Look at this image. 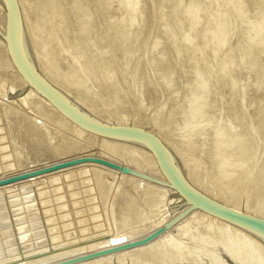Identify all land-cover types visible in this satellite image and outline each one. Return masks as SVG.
I'll use <instances>...</instances> for the list:
<instances>
[{"label": "rangeland", "instance_id": "obj_1", "mask_svg": "<svg viewBox=\"0 0 264 264\" xmlns=\"http://www.w3.org/2000/svg\"><path fill=\"white\" fill-rule=\"evenodd\" d=\"M20 3L47 80L96 117L134 124L168 141L187 163L191 182L210 196L264 215V0ZM4 49L0 44V179L79 157L161 174L147 150L100 139L69 122L16 74ZM98 166L106 167L85 162L0 187V264H41L42 258L46 264L77 248L82 252L72 257L95 252L116 231L136 237L173 208L164 206L165 191L158 189L160 196L154 187L129 181V174ZM97 177L112 183L106 199L99 192L105 203ZM198 212L171 231L168 242L154 243L156 253L151 247L130 252L128 258L135 256L121 264H150L142 259L145 251L163 253L164 264H203L213 249L243 261L257 256L262 264L264 252L251 235L235 236ZM114 261L120 263L106 262Z\"/></svg>", "mask_w": 264, "mask_h": 264}, {"label": "water", "instance_id": "obj_2", "mask_svg": "<svg viewBox=\"0 0 264 264\" xmlns=\"http://www.w3.org/2000/svg\"><path fill=\"white\" fill-rule=\"evenodd\" d=\"M3 2L7 11L6 32L3 38L6 41L7 48L14 66L17 68L28 85H30L35 91H37L50 103H52V105L57 108L65 117L70 119L80 128L107 138L140 142L146 145V147H148V149H150L156 157L160 170L168 181L167 186L177 191L189 203V207L183 213L167 221L162 225V227L158 228L156 231H153L142 239L118 245L116 247H112L102 251H96L87 255L74 257L72 259H67L65 261L54 264H73L76 262L99 257L108 253L142 245L154 239L164 230L169 229L183 215L194 209H201L203 211H206L207 213H210L211 215H214L219 219L238 225L256 235H260L264 239V220L226 207L225 205L208 198L207 196L196 190L194 187H192L182 177L175 165L173 158L164 147L160 139L152 132L148 131L147 129L132 125H114L99 121L88 115L69 97H67L64 93L50 84L36 70V68L32 66V64L24 54L21 42L22 24L16 0H3ZM85 162H94L121 171L122 173H133L146 177L126 166H121L98 157H79L71 159L69 161L42 167L34 171H28L22 174L1 178L0 187ZM146 178L149 179V177Z\"/></svg>", "mask_w": 264, "mask_h": 264}, {"label": "bare ground", "instance_id": "obj_3", "mask_svg": "<svg viewBox=\"0 0 264 264\" xmlns=\"http://www.w3.org/2000/svg\"><path fill=\"white\" fill-rule=\"evenodd\" d=\"M16 2H17V4H18V8H19V12H20V20H21V24H22V34H21V42H22V48H23V51H24V54L26 55V57L28 58V60H29V62L32 64V66H34V68H36V70L46 79L47 77H45L44 76V74H43V72L42 71H44V70H41V67H39V62H38V60H40L39 58H37L36 56V53H35V49L33 48V45H32V43L33 42H31V39L32 38H30V36H29V34H28V29H26L27 27V25L25 26V22H24V16H23V8L22 7H24L23 5H21V3L19 4V0H16ZM26 13V12H25ZM24 13V14H25ZM0 33H1V37H0V44L3 46V49L5 50V52H7L6 54H8L7 56H9L10 55V53H9V51H8V48H7V44H6V41H5V39L3 38V36H4V34H5V32H6V20H7V11H6V7H5V5H4V2H3V0H0ZM26 21V20H25ZM27 22V21H26ZM261 40V39H260ZM258 43H260V41H258ZM264 43V42H263ZM261 45V43L259 44V46ZM263 46H264V44H263ZM262 46V47H263ZM261 47V46H260ZM6 56V55H5ZM4 56V57H5ZM6 56V57H7ZM8 59L10 58L11 59V56L10 57H7ZM9 59V60H10ZM38 59V60H37ZM5 60V59H4ZM8 61V60H7ZM12 61V59L10 60V62L9 63H12L13 65H10V67L11 66H13L14 68H16L15 66H14V63L13 62H11ZM6 62V61H5ZM12 69V68H11ZM14 70V69H13ZM15 70H17V68L15 69ZM15 72H18V73H16V74H18V75H20L21 77H22V75L19 73V71L17 70V71H15ZM22 79L24 80V82H25V84H27L28 85V83L25 81V79L22 77ZM22 80V81H23ZM47 80V79H46ZM50 80V79H49ZM49 80H47L50 84H52L54 87H56L59 91H61L62 93H64L63 92V90L62 89H60L57 85H54L55 84V82H51V81H49ZM55 81V80H54ZM57 81V80H56ZM59 82V81H58ZM12 85V84H11ZM22 85V84H21ZM59 85V84H58ZM15 86V85H14ZM35 93H37L40 97H42L43 98V100H46L47 102V104H48V100L47 99H45L43 96H41L37 91H35L30 85H28ZM13 87V85L10 87V88H12ZM19 87H13L12 89H14L13 91H17V89H18ZM20 90V89H19ZM18 90V91H19ZM264 92V91H263ZM17 93V92H16ZM20 93V92H19ZM24 94V93H23ZM65 94V93H64ZM17 95V94H16ZM20 96L22 95V94H19ZM66 95V94H65ZM261 95H264L263 93L261 94ZM15 96V95H14ZM67 97H69L68 95H66ZM14 98V97H13ZM20 98V97H19ZM70 98V97H69ZM20 99H22V98H20ZM71 99V98H70ZM254 99V98H253ZM76 105H78L73 99H71ZM258 100H259V98H258ZM253 101V100H252ZM209 102V101H208ZM250 102V101H249ZM50 103V102H49ZM254 103H256L255 101H254ZM51 105H52V103H50ZM207 104V103H206ZM147 105V104H146ZM264 105V104H263ZM80 108H82V110H84L88 115H90L91 117H93V118H95V119H97V120H99V121H102V122H105V123H109V124H114V125H132V126H136V125H134V124H125L124 122H110V121H108V120H104V119H101V118H98V117H96L95 116V114L93 115L92 113H90L88 110H86L85 108H83L82 106H80V105H78ZM153 106V105H152ZM52 107L55 109V110H57L64 118H66L67 120H69V122H72L70 119H68L67 117H65L57 108H55L53 105H52ZM133 108V107H132ZM197 109V108H196ZM193 110V112L195 111V113H196V111L197 110ZM200 109V108H199ZM202 109V108H201ZM200 109V110H201ZM153 110V109H152ZM203 110V109H202ZM136 111V110H135ZM198 112H199V110H198ZM205 112V111H204ZM141 113V112H140ZM202 113V112H201ZM201 113H200V115H201ZM73 124H75L74 122H72ZM72 123H70V124H72ZM75 126H77L78 128H80L78 125H76L75 124ZM74 127V126H73ZM137 127V126H136ZM77 128V129H78ZM76 129V128H75ZM80 129H82V128H80ZM84 129H82V131H83ZM84 131H86V130H84ZM149 131V130H148ZM87 132H89V131H86V133ZM85 133V132H84ZM89 133H91V132H89ZM92 135L94 134V133H91ZM94 135H96V136H98V137H100V139L101 138H103V139H106V140H110V141H112V142H115V143H120V144H122V145H127L126 146V148H128V147H131V148H133L132 146H137V148H143V149H145V150H147V154H148V156H149V158L148 159H151L150 160V162L152 161L154 164H156L157 166L156 167H158V170L161 172V170H160V167H159V165H158V162H157V160H156V157L154 156V154L151 152V150L150 149H148V147H146V145H144L143 143H140V142H132V141H127V140H120V139H111V138H107V137H104V136H100V135H97V134H94ZM154 135H156V136H158L157 134H154ZM160 138V137H159ZM161 139V138H160ZM162 140V139H161ZM160 140V141H161ZM164 140V139H163ZM162 142V144L164 145V147L167 149V151L169 152V154L171 155V157L173 158V160H174V162H175V165H176V167H177V169H178V171L180 172V174L182 175V177L192 186V187H194L196 190H198L199 192H201L202 194H204L205 196H207L208 198H210V199H212V200H215V201H217V202H219V203H221V204H223V205H225L226 207H229V208H231V209H234V210H236V211H239V212H243V213H245V214H247V215H250V216H253V217H257V218H260V219H262V220H264V217H262V216H264V215H262V216H260L261 214H259L257 211V213L259 214H257L256 215V212L254 211V213L255 214H253L251 211H249L250 209H249V207H248V209L249 210H242L241 208H237L238 206H232V205H230V204H227V203H224V202H221V201H219V200H217L216 198H214V196H210L211 194H208V193H206L205 191H203V190H201L200 188H198L199 186H200V184L199 183H197V185L199 184V186L197 187L195 184H194V182H191V180L193 181V179H191L190 180V178H189V175H188V172H187V166H186V164H185V161H182V156H181V158H179L178 157V155L179 154H177V158H176V153H178V152H176L175 154L173 153V152H175V151H172V149L171 148H173L171 145H169V146H171V148H169L168 147V141H167V145H165V143L163 142V141H161ZM166 142V141H165ZM121 145V146H122ZM132 145V146H131ZM123 147V146H122ZM174 149V148H173ZM245 152V151H244ZM249 155V154H248ZM225 156V155H224ZM246 156V155H245ZM64 159V158H63ZM242 159V158H241ZM224 160V159H223ZM234 160V159H233ZM57 161V160H56ZM114 161V160H113ZM236 161V160H235ZM152 162H151V164H152ZM116 163V162H115ZM230 163V162H229ZM89 164V163H88ZM119 165H121V166H126V167H129L130 169H132V170H136L137 171V173H139V172H142V173H146V174H142V175H144V176H146V177H149V179H147L146 177H143V176H140V175H136V174H133V173H122L121 171H119V172H117L118 170H111V172L113 173V175H116L117 173L120 175V174H129V175H126V177H128L129 179V181L130 180H132L133 179V181H136V182H138L139 184H142L143 186L144 185H148V186H150V187H154V189L153 190H155V188H156V190L155 191H157L158 189L160 190H163V191H165V195H163L162 193H161V195H163V196H161L160 195V193L158 194V195H160L161 196V199H162V201H165L166 203H164V202H162V203H164V206H165V204H169V203H172L174 206H173V208H169V209H167V210H165V211H163V215L162 216H159V218L156 220V222L154 223V224H152L153 226H151V225H148V226H151L147 231H145L146 229H147V227L145 228V232L144 233H142V234H140V235H138V234H135V235H138V236H136V237H139L138 239H136V237L129 231H125L124 233L123 232H121V233H118L117 234V231L114 233V235H112V237H111V235H110V238H109V236H108V238L109 239H107L105 242L103 241H101V244L103 243V245H101V246H99V247H96L95 245H94V247H96V251H98V250H100V251H102V249L103 250H105V249H109V248H112V247H116V246H118V245H122V244H125V243H129V242H132V241H136V240H139V239H142L143 237H145V236H147V235H149L150 233H152L153 231H156L158 228H160V227H162V225L164 224V223H166L167 221H169V220H171L172 218H175L176 216H178V215H180L181 213H183L188 207H189V203L177 192V191H175V190H173V189H171V188H169L168 186H167V183H168V181L166 180V178L164 177V175L162 174V172H161V174L159 175H155V174H152L151 172H153V171H151V172H149L148 170H146V169H142V168H134V167H131V164H130V166L129 165H127V163H122V162H119L118 163ZM95 165V164H94ZM155 166V165H154ZM247 166V165H246ZM98 167H102V169L104 168V170L106 169V167H103V166H98ZM153 167V166H152ZM155 169H157V168H155ZM135 171V172H136ZM139 171V172H138ZM108 172H109V170H108ZM121 172V173H120ZM190 172V171H189ZM57 173V172H56ZM111 173V174H112ZM158 173V172H157ZM106 174V173H105ZM131 174V175H130ZM139 174H141V173H139ZM102 175H103V173H102ZM107 175V174H106ZM119 175H117V176H119ZM123 175V177L125 178V176ZM104 176V175H103ZM121 176V175H120ZM98 177H99V175H98ZM97 177V178H98ZM105 177V176H104ZM116 177V176H115ZM123 177H116V178H123ZM153 177V178H152ZM154 177L155 178H157V179H154ZM116 178H111V179H113V180H115ZM123 178V179H124ZM150 178H152V179H154V180H152V179H150ZM98 179H100V178H98ZM146 179V180H145ZM158 179H160V180H158ZM101 180V179H100ZM102 180H103V178H102ZM99 181L100 183H99V190H98V194H99V192H101V196L104 198V199H106V197L107 196H109V192H110V190H109V187H110V185L112 186V181L110 182L111 184L109 185V187L107 186L108 184H109V182L107 183V181H105L106 179H104L103 181ZM117 180V182H121L122 181V179H116ZM148 180V181H147ZM98 181V180H97ZM127 181V180H126ZM128 181V182H129ZM149 181H151V182H149ZM24 182V181H23ZM105 182V183H104ZM120 182H119V184H120ZM123 182V181H122ZM101 183H104V185L106 184V186H102L101 187V189H100V185H102ZM131 183H132V181H131ZM135 183V182H134ZM124 184V183H123ZM139 184H137V185H139ZM118 185V184H117ZM121 185H122V183H121ZM160 185V186H159ZM120 186V185H119ZM140 186V185H139ZM162 186V187H161ZM163 187H166L167 189H165V188H163ZM205 187V186H204ZM110 189H111V187H110ZM169 189V190H168ZM205 189V188H204ZM101 190V191H100ZM152 190V191H153ZM207 190H209V189H207ZM161 192V191H160ZM212 193V192H211ZM213 195H215L214 193H212ZM157 195V194H156ZM99 196H100V194H99ZM101 196H100V198H101ZM159 197V196H158ZM102 199V198H101ZM161 199H160V201H159V203L161 202ZM102 201H103V199H102ZM224 201V200H223ZM104 202V201H103ZM228 202V201H227ZM105 203V202H104ZM102 205V204H101ZM251 207V206H250ZM113 208V207H112ZM160 208V207H159ZM247 209V208H246ZM253 209V208H252ZM251 209V210H252ZM118 210V209H117ZM254 210V209H253ZM111 211V210H110ZM199 211V212H198ZM113 212V211H112ZM117 212V211H116ZM121 212V211H120ZM197 212L199 213V214H203V215H206V216H208L210 219H213V221H214V219L216 220V221H218L219 222V227L222 229V228H226V229H231V230H233V231H235L236 232V234H235V236L237 235H243V236H245V235H247L248 236V238L250 237L249 235H251V238H252V240L254 241V243H255V245H256V249H261L262 251H261V253L262 252H264V239L260 236V235H256V234H254V233H252L251 231H249V230H247V229H244V228H242V227H240V226H238V225H235V224H233V223H230V222H227V221H224V220H222V219H219L218 217H215L214 215H211L210 213H207L206 211H203V210H201V209H194V210H192V211H190V212H188V213H186L185 215H183L179 220H177L169 229H166V230H164L162 233H160L158 236H156L154 239H152V240H150L149 242H147V243H144V244H142V245H139V246H135V247H131V248H128V249H123V250H120V251H117V252H112V253H108V254H105V255H101V256H99V257H95V258H91V259H88V260H84V261H80V262H76V263H73V264H104V263H102L103 261L104 262H106V261H110V260H113V259H115V260H118V262H120L119 264H121V263H125L126 261H127V254L128 253H130V252H134V251H137V250H144V249H147V250H149V248L151 247H153V245H154V243H158V242H163L164 240H165V238H166V236H168V234H170V232L172 231L173 232V230L174 229H177V227H179L180 226V228H181V226H182V224L184 225V223L186 224V222H188V220L191 218L192 219V217L194 216V215H197ZM122 213V212H121ZM150 214V213H149ZM199 214H198V216H199ZM160 215V214H159ZM118 216V215H117ZM156 216V215H155ZM119 219H120V216L118 217ZM202 218V217H201ZM204 218V217H203ZM206 218V217H205ZM204 218V220L205 221H207L206 219ZM184 219V220H183ZM194 219V218H193ZM128 220V219H127ZM153 220V219H152ZM151 220V221H152ZM155 220H153L152 222H154ZM182 220V221H181ZM195 220V219H194ZM202 220V219H201ZM132 221V220H131ZM150 221V222H151ZM181 221V222H180ZM199 221V220H198ZM198 221H196V222H198ZM151 222V223H152ZM190 222H192V221H190ZM204 222V221H203ZM148 223H149V221H148ZM178 223V224H177ZM195 223V222H194ZM199 224V223H198ZM209 224V223H208ZM215 224V223H214ZM192 225H193V223H192ZM195 225V224H194ZM197 225V224H196ZM203 225V224H202ZM147 226V225H146ZM188 226V225H187ZM198 226V225H197ZM204 226V225H203ZM209 226V225H208ZM185 227H186V225H185ZM192 227V226H191ZM199 227V226H198ZM197 227V228H198ZM202 227V226H201ZM211 227H212V224H211ZM187 228V227H186ZM204 228V227H203ZM214 228V227H213ZM215 228H217V227H215ZM190 229V228H189ZM188 229V230H189ZM209 229V228H208ZM212 229V228H211ZM169 230V231H168ZM180 230V229H179ZM188 230H186V231H188ZM176 231V230H175ZM182 231V230H181ZM198 231H199V229H198ZM225 231H227V230H225ZM127 232L130 234H132L133 236V238H134V240H132L133 238H131V234H130V236L129 235H127ZM171 232V233H172ZM204 232V231H203ZM229 232V231H228ZM185 233V232H184ZM183 233V234H184ZM205 233H206V231H205ZM207 233H208V231H207ZM213 234H214V232H212ZM116 234V235H115ZM174 234V233H173ZM172 234V235H173ZM186 234V233H185ZM210 234V233H209ZM223 234V233H222ZM232 234V233H231ZM200 235V234H199ZM208 235V234H207ZM218 234H216V236H217ZM201 236V235H200ZM211 237H213L212 235H210ZM243 236H241V237H243ZM246 236V237H247ZM170 237H171V235H170ZM182 237H184V236H182ZM186 237V236H185ZM204 237V236H203ZM222 237V236H221ZM240 237V236H239ZM239 237H237V238H239ZM246 237H243V241H244V238L245 239H247ZM105 238V237H104ZM168 238H169V236H168ZM156 239V240H155ZM167 239V238H166ZM171 239V238H170ZM181 239V238H180ZM203 239V238H202ZM210 239H212V238H210ZM216 239V238H215ZM240 239V238H239ZM169 240V239H168ZM182 240V239H181ZM183 240H184V238H183ZM217 240V239H216ZM218 240H220L219 238H218ZM242 240V239H241ZM98 241V240H97ZM100 241V240H99ZM98 241V242H99ZM167 240H165L164 242H166ZM207 241V240H206ZM212 241V240H211ZM240 241V240H239ZM242 241V242H243ZM248 241V240H247ZM151 242V243H150ZM163 242V243H164ZM168 242V241H167ZM224 242V241H223ZM241 242V241H240ZM249 242V241H248ZM100 243V242H99ZM149 243V244H148ZM171 243V242H170ZM214 243V242H213ZM253 242H252V244H254ZM93 244V243H92ZM97 244V243H96ZM147 244V245H146ZM238 244H240V243H238ZM145 245V246H144ZM152 245V246H151ZM159 245V244H158ZM165 245V244H164ZM225 245V244H224ZM241 245V244H240ZM93 246V245H92ZM142 246V247H141ZM170 246H172V245H170ZM176 246H178V245H175V248H176ZM238 245H236V247H237ZM254 246V245H253ZM89 247V246H88ZM88 247H86V248H88ZM139 247V248H138ZM159 247H163V246H159ZM158 247V248H159ZM166 247V246H165ZM238 247H241V246H238ZM85 248V249H86ZM93 247H90V249H92ZM154 248V247H153ZM152 248V249H153ZM157 248V246L155 245V249ZM167 248V247H166ZM171 248H173V247H171ZM170 248V249H171ZM78 249V248H77ZM77 249H74V250H76L78 253H75V252H72L71 250L72 249H70V252H68V253H70L68 256L64 253V255H66V257H61V258H56V260L54 259H52L51 261H50V259L48 258V261L49 262H47L48 264H54V263H59V262H61V261H65V260H67V259H72V258H74V257H72V256H76V255H79L82 251V249H80L79 251L77 250ZM132 249V250H131ZM155 249H153V251L155 250ZM159 249H161L162 250V248H159ZM158 249V250H159ZM163 249H165L164 247H163ZM93 250H95L94 248H93ZM127 250V251H126ZM142 250V251H143ZM177 250H179V249H177ZM177 250L176 251H174V248H173V251L174 252H177ZM229 250V249H228ZM81 251V252H80ZM87 251H90V250H87ZM95 251V252H96ZM156 251V250H155ZM153 252V253H156V252ZM221 251H224V250H221ZM230 251V250H229ZM232 251V250H231ZM80 252V253H79ZM84 253H82V255L83 254H85V251H83ZM139 252V251H138ZM147 251H145V252H142L141 254H142V259L144 258L147 262L148 261H150V264H153V262H155V263H158V264H164L165 263V260H164V257H165V255H163L162 256V254H161V256H160V254H158L159 256H157L156 254H154V255H151L152 253H150L149 255L150 256H148V253L150 252H148V253H146ZM159 252V251H158ZM163 252V251H162ZM164 252H166V251H164ZM170 252V251H169ZM171 252H172V250H171ZM179 252V251H178ZM209 252V253H208ZM225 252H227V251H225ZM225 252H220V251H218V249H213L212 250V252H210L209 250L206 252L207 253V255H209V257L211 256V260H210V262H206V261H203V264H261V262H257L256 260H258V257L256 256L255 258L253 257V259H255V261H250V260H248V261H243V259L245 260V258H238V257H240V256H238V257H236L235 256V254H233V253H229V252H227V253H225ZM60 253V252H59ZM58 253V254H59ZM67 253V254H68ZM72 253H74V254H72ZM91 253H93L92 251H91ZM137 253V252H136ZM161 253V252H160ZM204 253V252H203ZM261 253H259V254H261ZM53 254H55L56 255V253H53ZM53 254L51 255V258H52V256H53ZM57 254V255H58ZM72 254V255H71ZM87 254H90V252L88 253L87 252ZM87 254H85V255H87ZM132 254L133 253H131V255H128L129 256V258L132 256ZM134 254H135V252H134ZM133 254V255H134ZM138 254V256H139V253H137ZM179 254H180V252H179ZM179 254H177V256L179 255ZM257 254H258V252H257ZM56 255V256H57ZM62 254H60L59 256H61ZM63 255V256H64ZM82 255H80V256H82ZM166 255H168L167 253H166ZM256 255V254H255ZM264 255V254H263ZM262 255V256H263ZM49 257H50V255H48ZM135 256V255H134ZM137 256V257H138ZM176 256V255H175ZM254 256V255H253ZM260 256V255H259ZM45 257V256H44ZM77 257H79V256H77ZM141 257H140V260H141ZM147 257V258H146ZM180 257V256H179ZM261 257V256H260ZM41 258V257H40ZM128 258V259H129ZM132 258V257H131ZM32 259H34V258H32ZM37 259V258H36ZM39 259V258H38ZM43 260L45 259V258H42ZM47 259V258H46ZM134 259H136V258H134ZM30 260V259H29ZM42 260V261H43ZM174 260H176V259H174ZM20 261H22V260H20ZM36 262H38L37 260H35ZM34 261V262H35ZM41 261V260H40ZM38 262V263H45V262ZM132 261H133V259H132ZM136 261L137 260H135L134 262L136 263ZM138 261H139V259H138ZM145 261V262H146ZM180 261V260H179ZM259 261V260H258ZM22 262H24V261H22ZM27 262V261H26ZM116 261H114V263H115ZM143 262V261H142ZM141 262V264H143ZM144 262V263H145ZM152 262V263H151ZM176 262V261H175ZM20 263V262H19ZM18 263V264H19ZM46 263V264H47ZM107 263V262H106ZM105 263V264H106ZM111 263H112V261H111ZM110 263V264H111ZM138 263V262H137ZM136 263V264H137ZM181 264H182V262H180ZM179 262H178V264H180ZM23 264H25V263H23ZM27 264H29V262L27 263ZM107 264H109V263H107ZM116 264H117V262H116ZM139 264V263H138ZM145 264H147V263H145ZM177 264V263H176ZM262 264H264V258H263V260H262Z\"/></svg>", "mask_w": 264, "mask_h": 264}]
</instances>
